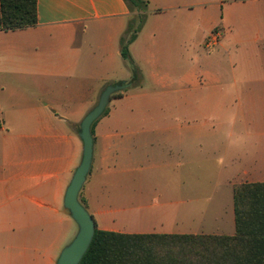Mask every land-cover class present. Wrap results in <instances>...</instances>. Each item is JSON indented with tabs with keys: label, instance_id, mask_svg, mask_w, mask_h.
I'll return each mask as SVG.
<instances>
[{
	"label": "crops",
	"instance_id": "1",
	"mask_svg": "<svg viewBox=\"0 0 264 264\" xmlns=\"http://www.w3.org/2000/svg\"><path fill=\"white\" fill-rule=\"evenodd\" d=\"M145 1L129 45L142 82L112 97L95 125L82 196L104 231L206 234L177 230L202 224L203 163L226 180L264 182V0ZM37 13L35 27L0 30L4 263L57 262L50 229L82 161L81 122L116 84L108 74L137 15L124 0H37ZM215 30L221 39L208 52Z\"/></svg>",
	"mask_w": 264,
	"mask_h": 264
},
{
	"label": "trees",
	"instance_id": "2",
	"mask_svg": "<svg viewBox=\"0 0 264 264\" xmlns=\"http://www.w3.org/2000/svg\"><path fill=\"white\" fill-rule=\"evenodd\" d=\"M124 1L137 15L129 25L128 36L121 40L122 57L133 73L130 86L138 87L142 75L129 54V45L145 23L148 2ZM37 24V0H0L1 31ZM122 93L112 97H121ZM108 114L107 107L102 117ZM99 119L92 126V135ZM79 200L87 209L82 192ZM233 203L234 235L127 234L101 230L95 221L92 243L80 264H264V182L235 185Z\"/></svg>",
	"mask_w": 264,
	"mask_h": 264
},
{
	"label": "rangeland",
	"instance_id": "3",
	"mask_svg": "<svg viewBox=\"0 0 264 264\" xmlns=\"http://www.w3.org/2000/svg\"><path fill=\"white\" fill-rule=\"evenodd\" d=\"M145 18H147L146 12H145ZM134 23L135 21L133 22V24ZM210 51L211 50H208V52ZM227 51L229 50L226 49L225 52L222 51L223 53H225L224 54L225 56H228ZM116 64L118 65V69L116 70L115 68H113L109 72L108 80L112 79L113 81H117L115 85H119L122 82H119L120 80L117 79L119 77H122L125 71L129 72L130 74L131 68L123 57ZM132 76L133 73L131 75V79ZM108 108L110 109V105H108ZM207 165L209 164L203 163V171H202L201 179L200 180L196 179L197 194H199L201 197L202 208L201 211L198 213L200 214L202 224L199 226L197 223L196 226H192L191 228L194 231L180 230L179 228L177 230L186 231V232H195V233L219 234V235L233 234L235 232V222H234V204H233L232 185L236 183L245 182L246 180L240 177L231 180H226L224 175H221L219 174V172L216 171L217 167L219 166L218 164H212L215 165V168L213 169L212 167L209 170L204 169ZM72 178L73 176H71V179L66 182L67 186L65 187V190H67ZM177 182H180V180H178ZM211 197L212 200L210 199L211 200V201L209 200L210 202L205 201V199H209ZM59 207L60 209L58 211L57 224L55 227H52L50 229V231H52L51 232L52 237L54 233H57V261L63 249L66 248L74 240V238L76 237L79 231L78 225L74 220H72L69 211L64 207V200L61 199L59 201ZM16 229L18 228H15V230ZM19 229L23 230V236H24L25 228H19ZM44 229L45 228H43V230ZM47 231H48V227H47ZM159 231H161L160 228H158L157 232ZM9 239L11 240V242L17 243L18 235L10 234ZM48 239L49 238L47 237V241ZM16 249H17L16 246L13 247L14 251H16ZM0 264H23V261L14 258V259H10V261L7 263L1 262L0 260ZM35 264H57V262L55 259L51 260L49 258H42L40 260H36Z\"/></svg>",
	"mask_w": 264,
	"mask_h": 264
},
{
	"label": "water",
	"instance_id": "4",
	"mask_svg": "<svg viewBox=\"0 0 264 264\" xmlns=\"http://www.w3.org/2000/svg\"><path fill=\"white\" fill-rule=\"evenodd\" d=\"M128 87H130L129 83L106 87L100 96L98 104L81 122L79 136L83 142L82 161L76 169L64 197V207L69 211L72 219L78 225L79 231L74 240L63 249L57 264H80L92 243L96 223L94 218L79 200L80 193L92 166L94 150L92 126L102 117L111 101L112 95Z\"/></svg>",
	"mask_w": 264,
	"mask_h": 264
},
{
	"label": "built area",
	"instance_id": "5",
	"mask_svg": "<svg viewBox=\"0 0 264 264\" xmlns=\"http://www.w3.org/2000/svg\"><path fill=\"white\" fill-rule=\"evenodd\" d=\"M221 39V34L219 31H213L211 35L208 37L205 43V47L207 50H213L218 44Z\"/></svg>",
	"mask_w": 264,
	"mask_h": 264
}]
</instances>
